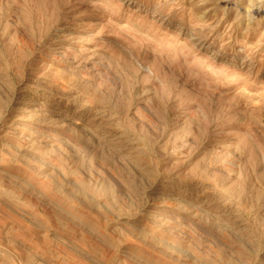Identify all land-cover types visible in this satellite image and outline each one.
<instances>
[{"label": "rangeland", "instance_id": "374dc122", "mask_svg": "<svg viewBox=\"0 0 264 264\" xmlns=\"http://www.w3.org/2000/svg\"><path fill=\"white\" fill-rule=\"evenodd\" d=\"M0 264H264V0H0Z\"/></svg>", "mask_w": 264, "mask_h": 264}]
</instances>
